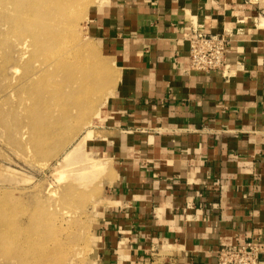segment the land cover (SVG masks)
Segmentation results:
<instances>
[{
	"label": "crops",
	"instance_id": "1",
	"mask_svg": "<svg viewBox=\"0 0 264 264\" xmlns=\"http://www.w3.org/2000/svg\"><path fill=\"white\" fill-rule=\"evenodd\" d=\"M94 16L89 34L124 73L101 263L216 264L250 240L264 251V3L112 0ZM190 21L230 37L223 69L190 68Z\"/></svg>",
	"mask_w": 264,
	"mask_h": 264
},
{
	"label": "rangeland",
	"instance_id": "2",
	"mask_svg": "<svg viewBox=\"0 0 264 264\" xmlns=\"http://www.w3.org/2000/svg\"><path fill=\"white\" fill-rule=\"evenodd\" d=\"M42 1L0 0V264H102L117 170L106 130L124 73L88 25L112 0ZM38 20L62 37L40 40ZM37 70L46 89L27 93Z\"/></svg>",
	"mask_w": 264,
	"mask_h": 264
},
{
	"label": "built area",
	"instance_id": "3",
	"mask_svg": "<svg viewBox=\"0 0 264 264\" xmlns=\"http://www.w3.org/2000/svg\"><path fill=\"white\" fill-rule=\"evenodd\" d=\"M185 39L189 43L190 68L209 72L226 66L228 35L208 33L197 22L190 21ZM263 252L257 240L224 245L216 251V264H264Z\"/></svg>",
	"mask_w": 264,
	"mask_h": 264
},
{
	"label": "bare ground",
	"instance_id": "4",
	"mask_svg": "<svg viewBox=\"0 0 264 264\" xmlns=\"http://www.w3.org/2000/svg\"><path fill=\"white\" fill-rule=\"evenodd\" d=\"M44 3H46V1L45 0H43L42 1V7H43V4ZM29 10H28V12L26 13V11H27V7H26V10L23 12L24 14L21 16L22 17V21L23 22H28L27 24H30V23H33V22H31V21H28V20H30V19H32L34 16H33V14H40V12H38V13H33L34 11L32 10L33 9V3L31 2L30 3V7L28 8ZM59 9H60V7H59ZM59 9L58 10H53L54 12L52 13V15H51V11L50 12H47V17L48 18H51V17H55L56 19V25L59 23V20H58V17H57V13H58V11H59ZM18 11V10H17ZM50 15H51V17H50ZM18 20L16 21L17 23L19 22V17L17 18ZM21 21V22H22ZM22 24V23H21ZM40 27H43V31L41 30V28ZM32 28H33V30H34V32H37L38 31V33L40 34V40L42 39L44 42H46V40H48L49 39V35L51 34V33H54V36L53 37H55L56 36V38H61L62 37V32H61V29H58V26H57V28L56 29H54V30H51L50 28H49V24L47 23V24H45V25H42L41 23H40V21L38 20L33 26H32ZM50 29V30H49ZM36 34V33H35ZM38 34V35H39ZM42 41V42H43ZM48 43V42H47ZM90 71V70H89ZM88 71V72H89ZM87 72V71H86ZM91 72V71H90ZM88 75H89V73H87ZM31 76L30 77H28L27 78V81H26V84H27V88H26V92L27 93H32V94H36V93H38L39 91H41V90H45L46 89V87L45 86H43V87H41L42 85H43V83H44V81H45V75H44V72H43V70H37V71H35L34 72V74L32 75V74H30ZM82 83L84 84V82L82 81Z\"/></svg>",
	"mask_w": 264,
	"mask_h": 264
}]
</instances>
